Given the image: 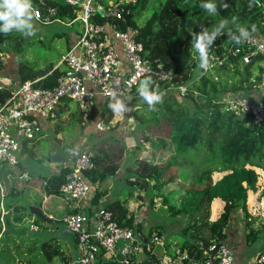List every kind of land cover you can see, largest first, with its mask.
Listing matches in <instances>:
<instances>
[{"label":"trees","instance_id":"trees-1","mask_svg":"<svg viewBox=\"0 0 264 264\" xmlns=\"http://www.w3.org/2000/svg\"><path fill=\"white\" fill-rule=\"evenodd\" d=\"M100 1L103 4L105 2ZM225 1H228L227 9L222 5ZM206 2L216 5L215 14L208 13L200 7L201 3ZM258 3L259 0H164L161 4L155 3L149 17L139 25L134 15L140 16L148 3L147 0H134L124 2V7L131 13V18L128 24L125 20L119 21V27L121 29L130 27L135 30L136 39L143 45L142 55L153 62L161 61L165 67H172L180 76L185 74L182 62L189 56L186 47L189 42V45L194 44L192 33H199L202 29H207L211 33L220 27L221 21L228 23L229 27L224 26L215 41L221 44L232 43L233 47H240L241 53L246 52L247 46L237 44L229 33L237 36L235 24H246L250 31H253L254 25L262 26L261 21H264V18ZM74 15L70 6L58 3L56 16L72 19ZM181 18H185L182 24ZM200 18L201 21L197 22ZM104 19L100 13L92 15L94 21L102 22ZM175 19L178 25L173 28ZM171 27L173 32L168 36V29ZM5 37L16 45L17 38L24 40L22 33L15 29ZM157 37L165 42L162 49L157 44ZM168 38H171L176 54L166 49ZM178 40L182 42L184 40L186 47L176 52ZM221 44L216 43L209 48V55L213 57L209 60L211 68L209 73L197 79L192 78L191 84L188 83L189 78L179 81L177 77L173 78L172 81H176L177 85H187V92L181 97L184 100L178 99L173 93H168L163 97V102L156 105L155 111L150 110L146 103L128 110L134 120L137 119L139 125L142 124L144 134L141 137L143 142L141 144L145 143L147 147L146 151L142 152L146 161L136 165L133 182L139 185L138 190L144 189L148 192L150 202L159 199L168 215L185 218L177 231L181 237L178 246L181 250H186L190 258L199 261L205 258L202 246L206 247L214 239L226 238L228 221L236 209H241L243 213L245 240L251 238L260 248L263 236V224L260 223L258 228L254 226L256 220H259V212L255 210L252 214L248 210L247 198L249 195L251 199L252 192L256 193L260 188L257 184L259 178L257 167L264 169V122L256 123L250 115L235 113L227 109L225 103L217 101L221 94H234L240 89L247 88L246 84L252 81V78L260 81V75L252 74L251 61L245 64L242 70L237 69L236 63H233V66L227 63L218 64L216 57L222 56ZM170 58L174 59L172 65L169 63ZM52 67L51 72L39 68L19 70L20 81L42 77L36 85L52 87L63 72L58 67ZM144 79L146 78L142 80ZM140 82L132 92L137 96ZM153 82L151 88L164 92L171 81ZM11 89L12 87L8 85L0 84V102L9 96ZM186 97L188 101H185ZM105 103L107 108L99 118H102L107 128H110L112 110L108 107L107 101ZM139 125L135 126L132 134L134 141L137 139L136 128L140 127ZM200 148L207 151L204 156L201 153L203 150L199 152ZM94 157L96 158V155ZM94 157L92 166L84 173L90 187L98 178ZM188 167H194L195 172L184 185L190 170ZM214 170L221 172V176L213 179ZM68 171L69 169L59 176V180L55 182L56 186L65 179ZM258 197H264V190L259 192ZM215 199L222 201L223 205L217 216L211 218L210 208ZM104 207L112 212L120 224L135 223L145 236L152 230L161 235V230L143 226L141 221L136 222L135 216L128 217L125 207L116 202H110ZM117 261L108 260L103 264H118Z\"/></svg>","mask_w":264,"mask_h":264},{"label":"built area","instance_id":"built-area-1","mask_svg":"<svg viewBox=\"0 0 264 264\" xmlns=\"http://www.w3.org/2000/svg\"><path fill=\"white\" fill-rule=\"evenodd\" d=\"M58 3L70 6L73 13L77 11L68 23L80 20L82 29L60 57L59 64L64 69L55 85H36L42 77L29 79L15 85L9 96L0 102V164L18 163L17 152L21 143L40 135L43 122L59 114L63 99L84 105L81 110L82 121L85 122L97 95L109 103L112 100L110 93L116 92L117 99L123 100L128 108L133 89L143 78L171 81L168 88L177 90L180 96H184L187 90L186 85L172 81L178 77L172 67H165L161 61L153 62L142 55L143 45L136 39L135 30L119 27V21L124 20V0L106 6L100 0H32L34 11L40 13L39 18L33 17L41 24L62 22V18L56 16ZM258 4L264 18V0H259ZM96 13L105 19L102 22L92 20ZM234 27L247 51L241 53L240 47L222 43V56L216 57L218 64L233 66L236 63L237 67H242L255 56L264 57V36L253 29L250 31L246 24H235ZM241 27L248 31L246 37L239 32ZM113 39L118 41L120 49L113 45ZM217 101L225 103L227 109L235 113L250 115L256 123L264 122V97L255 99L238 92L225 93ZM127 112L117 116L120 118ZM95 126L97 130H103L106 123L99 118ZM93 155L90 147L81 148L59 185L62 195L73 205L91 188L84 173L92 166ZM259 216L264 227V205ZM63 221L66 230L76 238L78 264H103L108 260H118L120 264H175L168 255L159 259L133 257L137 252L151 250L153 244L162 243V239L155 232L145 236L135 223L120 224L104 206L93 213L71 210L63 216ZM137 221L140 222L138 218ZM203 251L205 258L202 264H235L234 251L225 239L212 240ZM251 264H264V233Z\"/></svg>","mask_w":264,"mask_h":264},{"label":"crops","instance_id":"crops-1","mask_svg":"<svg viewBox=\"0 0 264 264\" xmlns=\"http://www.w3.org/2000/svg\"><path fill=\"white\" fill-rule=\"evenodd\" d=\"M129 1L131 0H125V2ZM261 23V27L254 25L253 30L258 35L264 36V21H261ZM77 33V31H73L71 41L65 48L66 50ZM112 43L117 49H120L118 41L113 39ZM263 58L261 56L253 57L250 62L252 74L259 73L260 81L257 83L256 78H252V81L246 84L247 88L240 89L238 93L252 96L255 99L264 97ZM59 60L55 67L63 70L64 66L59 64ZM198 61V58L194 59L193 68L189 71V84L193 82L192 78H200L211 71H208L210 64L207 70L199 68ZM195 67H198L196 73H194ZM242 68L243 66L237 67L239 70H242ZM50 70L52 71V69H49L47 72ZM1 73L5 72L0 71ZM4 75L8 76L10 74ZM20 83V78L17 76V78L11 77L8 82H5V85L13 88ZM164 92L167 94L172 92L178 99L180 98L175 89L167 88ZM70 102L68 99H63L59 114L56 118L43 122L40 135L21 143L17 152L18 163L16 165L7 162L0 165V264H78L75 236L72 233L69 234L65 227L57 224V221L61 222L63 216L71 210L93 213L101 206L116 202L125 207V213L128 217H138L140 215L139 220L143 226L150 228L159 224L155 222L158 218L155 215L152 218L146 216L149 209L146 190H138L139 185L133 182L131 178L132 175L136 174V157L125 154L120 164L117 162L120 154L114 152V145L106 144H112L110 142L111 136L132 140L133 127L135 126L129 111L141 106L143 102H141L140 96L131 94L128 100V114L123 115L121 118H111V125L117 124L116 127L110 125L111 130L110 128L108 130H97L95 126L99 116H103V113H105L104 106H106V103L101 96L97 95L95 97V104L91 109L88 120L85 122L82 121V110L71 106ZM126 122L130 126H127ZM119 125L128 127L125 133L127 135H119L122 131L118 129ZM84 146L92 149L93 157L96 155L93 161L96 164L95 172L98 178L87 194L73 205L60 192V184L56 186L55 182L59 180V176L70 168L75 156ZM261 190H264V186H261L258 192H252L251 200L259 203L262 199L258 197ZM250 204L248 197V210L253 214L256 209L258 210V206L254 204L253 207ZM222 205V201L219 199L213 201L211 218L217 216L222 209ZM30 206L41 207L48 220L33 214L29 208ZM259 207L261 209L260 205ZM258 217L262 222V217L259 215ZM25 221L29 223L28 232L20 231V227ZM165 228L170 233L177 232V229H179L173 221L168 227H163L161 235L165 236ZM226 231L225 240L230 246L234 247L235 251L236 248L241 250L243 242L245 243L241 209L232 212ZM164 242L165 239L162 238V243L165 245ZM146 251L150 252L151 256L137 252L133 257L145 258L148 256L159 259L164 255H168L174 260L175 264L203 263V260L190 258L188 252L181 250L179 246L177 248L175 246L172 248L163 246L162 253L157 256L154 252L152 253V249ZM241 253L243 261L238 256L239 252H237L235 264H251L250 255L245 250ZM117 262L120 264L119 261Z\"/></svg>","mask_w":264,"mask_h":264},{"label":"rangeland","instance_id":"rangeland-1","mask_svg":"<svg viewBox=\"0 0 264 264\" xmlns=\"http://www.w3.org/2000/svg\"><path fill=\"white\" fill-rule=\"evenodd\" d=\"M104 1H105L104 4L106 6V5H109L113 2H115L116 0L115 1L114 0H104ZM163 1L164 0H147L148 5L146 6V9L143 12H141V15L137 16V17H136V15H134L135 19L137 20V23L139 25H142L146 21V19L149 17V15L151 14L153 7L156 4H161ZM124 2H125V0H124ZM224 4L228 5V1H225V3H223L222 5H224ZM249 7H250V5H249ZM74 13H77V11H75ZM172 14H174V12H172ZM62 20H63L62 22L61 21H58V22L53 21L50 24H41L39 21H37L35 18H33L32 23H33V30H34L35 34L32 36H24L22 34L24 40H20L17 38L16 39V41H18L17 45L14 42L12 44L11 40H9L7 37H5L4 33H2V32L0 33L1 34V37H0V66H1L0 71L5 72L3 74L2 73L0 74V84H5V82H8L11 79V77L17 78V76H19V70L23 69L22 71H28V69H31V68L32 69L39 68V69L46 71V70H49L51 68V66L55 67L57 65L58 60L60 59L62 53H64L66 50L65 48H66L67 44H69L71 41V35H72L73 31L80 32L82 29V25H83L80 20H74L71 23H68V21L70 20L69 18L64 17V18H62ZM200 21H201V18L197 20V22H200ZM221 23H223V22L221 21ZM223 24L225 25V28L229 27L228 23H223ZM177 25H178V22L175 19L172 27L175 28ZM172 27L170 29H168V36L170 34H172V32H173ZM157 38H158L157 44H159V48L162 49V47H164L165 42L163 39H161L159 37H157ZM189 43H188V47H186L184 40H183V42H182V40L177 41L175 51L176 52L181 51V49H183V47H186V50L189 53V56L186 59H184V61L182 62L186 68L185 74H181L180 76H178L177 77L178 81L180 79L185 80L186 78H189V71L191 68H193L192 65H193L194 59L198 58V60H199V54L195 51L192 44L189 45ZM216 43L221 44L219 42L214 41V43L212 45H210L209 48L211 46H215ZM173 47H174V44L172 43L171 38H168V43L166 44V49L173 51ZM174 54H176V53L174 52ZM262 61L264 62V58ZM173 62H174V59L170 58V60H169L170 65H172ZM61 66H63V65H61ZM14 69H15V71H14ZM210 69L208 71H210ZM197 70H198V67H195L194 73H196ZM17 72H18V75H17ZM4 74H10V75L6 76ZM19 78H20V76H19ZM186 92H187V90H186ZM166 94L167 93L164 92V96ZM179 99H182V98L180 97ZM70 101H71L70 102L71 106H73V107H77L78 109H82L84 107V105H81V103H77L74 100H70ZM185 101H188L187 97L185 98ZM141 102H143L142 99H141ZM142 104H144V102L141 103V105ZM191 106H192V104H191ZM106 108H107V106H104L105 110H106ZM116 117H118L117 114H112V118H116ZM121 117H123V116H120V118ZM131 117H132L131 120H133V122H134V126H138L139 121L136 119L137 120V122H136V120H134L133 116H131ZM110 125H111V122H110ZM116 125H113V127H116ZM126 125L130 126L128 122H126ZM139 126L140 127L136 128L137 139L135 141L133 138H132V140H130V139L116 138V136H111L110 142H112V144L106 143L108 145H114V149H113L114 152H118L120 154L118 161H117L118 163L121 162V160H122L123 156H125V154H127V156H131V155L135 156L136 157L135 163H137V164H141V163L146 161L144 159V156H142V152L146 151L147 147H146L145 143L141 144V143H143L141 140V137L143 136L144 131L141 128L142 124ZM126 128H128V127L123 126V125H119L118 129L122 130V131H120L119 135H122V134L127 135V134H125L126 130H127ZM133 128H135V127H133ZM104 129L108 130L107 125L105 128H103V130ZM138 136H140V137H138ZM201 150H203V149L200 148L199 152ZM201 153L204 156L207 153V151L203 150V151H201ZM188 168L190 170H188V175L185 179L184 185L187 184L188 179H190L191 175L195 172L194 167H188ZM257 170L259 171V178H258L257 184L261 188V186H264V176H263L264 175V169L257 167ZM135 176H136V174L132 175V180L135 178ZM220 176H221V172H218L217 170L212 171V178L213 179H216ZM145 193H147V198H148L147 200L149 201V194H148V192H145ZM261 198L262 199L259 201V203L257 201H253V200L249 199V201L251 202L250 206L254 207V204H257L259 212H260L259 205L260 206L264 205V197H261ZM247 200H248V198H247ZM148 208H149L147 211L148 214L146 216H149L151 218L155 217V216L158 217L155 222H156V224L159 223L157 225H160V226L155 225V226H153V228L155 227L161 231H163V227H168L170 224L173 223V221L175 222V224L178 228L181 227L185 221V218L182 216L172 217V216L168 215L166 210L162 207L159 199H155L152 202L149 201L148 202ZM144 209L146 210L147 207ZM153 210H155V211H153ZM210 215H211V208H210ZM259 215H260V213H259ZM139 216L135 217V218L140 219ZM260 223H262L261 220L257 219L254 226L256 228H258ZM57 224L59 226L62 225L63 227H65V223H64L63 219L61 222L57 221ZM28 226H29L28 221H25V223L21 225L20 231L28 232L29 231ZM262 228H263V233H264V227H262ZM67 232L70 234L69 231H67ZM152 232H153V230H152ZM164 234L166 237L162 234L161 236L158 235V238H161V239L164 238L165 239V242H164L165 245L161 242L153 244L152 253L154 252V254L156 256L162 253L163 246L168 247V248H172L173 246H175V248H177L178 244H180V238H181L180 233H178V234H177V232L170 233V232H168V229L165 228ZM258 248H259V245H257L255 242H253V240L251 238H249L247 241L245 240V243L243 242V248L241 250H239V248H236V251H235L234 247H232L235 257H236V253L239 252L238 256L240 257L241 260H242L241 251L245 250L246 253H248V255H250L249 258L253 259L257 253ZM204 249H205V247H204ZM148 254L151 256L150 252H148V251L143 252V255H148ZM235 260H236V258H235Z\"/></svg>","mask_w":264,"mask_h":264},{"label":"clouds","instance_id":"clouds-1","mask_svg":"<svg viewBox=\"0 0 264 264\" xmlns=\"http://www.w3.org/2000/svg\"><path fill=\"white\" fill-rule=\"evenodd\" d=\"M201 8L205 9L211 14H215L217 9L216 5L212 2L201 3ZM228 5L224 4L223 8L227 9ZM39 18L40 13L34 11L32 0H0V32L8 35L14 29L22 33L24 36H32L35 34L33 30V16ZM225 25L222 23L219 28L211 33L207 29H202L199 33H192L193 47L199 54L198 67L207 70L209 67V46L214 43L217 36L220 34L221 29ZM255 26H253V29ZM241 36H247L248 31L241 27L239 29ZM231 39H234L237 44L241 43L239 36H234L229 33ZM213 58V57H212ZM179 76V75H178ZM154 82L151 78L142 80L138 86V94L142 101L146 103L150 110L155 111L156 105L163 102L164 93L150 87ZM187 87V85H186ZM186 94V93H185ZM112 100L108 103V107L115 114H123L128 110L123 100L117 99V93H110ZM179 97H183L180 96Z\"/></svg>","mask_w":264,"mask_h":264},{"label":"water","instance_id":"water-1","mask_svg":"<svg viewBox=\"0 0 264 264\" xmlns=\"http://www.w3.org/2000/svg\"><path fill=\"white\" fill-rule=\"evenodd\" d=\"M122 14L124 17V20L126 21V23L128 24L129 19L131 18V13L127 10L126 7H122ZM185 21V18H181V24ZM213 58L209 56V60H212ZM192 119V118H190ZM31 212L37 216H39L40 218L44 219V220H48V218L45 216V214L43 213V210L41 207L39 206H30L29 207Z\"/></svg>","mask_w":264,"mask_h":264}]
</instances>
